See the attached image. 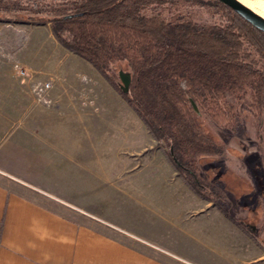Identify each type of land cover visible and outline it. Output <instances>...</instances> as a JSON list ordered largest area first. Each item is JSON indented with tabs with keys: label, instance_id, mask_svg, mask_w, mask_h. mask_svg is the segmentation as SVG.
<instances>
[{
	"label": "trees",
	"instance_id": "16d2710c",
	"mask_svg": "<svg viewBox=\"0 0 264 264\" xmlns=\"http://www.w3.org/2000/svg\"><path fill=\"white\" fill-rule=\"evenodd\" d=\"M9 18L49 24L119 91L189 185L222 202L197 170L224 148L200 117L235 134L250 96L264 113L263 32L218 0H0V19ZM123 68L127 93L116 80Z\"/></svg>",
	"mask_w": 264,
	"mask_h": 264
},
{
	"label": "crops",
	"instance_id": "0c3cea01",
	"mask_svg": "<svg viewBox=\"0 0 264 264\" xmlns=\"http://www.w3.org/2000/svg\"><path fill=\"white\" fill-rule=\"evenodd\" d=\"M60 51L73 57L66 48ZM32 72L40 82L53 80L51 105L0 111V264H163L158 252L156 258L142 255L129 249L126 242L101 236L95 222L82 223L80 218V201L90 205L100 184L113 179L103 180L98 172L93 158L97 135L115 133L116 144L130 138L138 142L143 129L130 128V120L144 128L142 119L94 66H68L69 75L56 69L46 78L38 77L42 67ZM83 75L87 79H82ZM12 87L17 102L23 95L25 102L32 96L18 81ZM111 139L105 136L104 141ZM156 150L165 153L170 175L180 177L165 148ZM123 167L124 172L118 169L120 174L134 171L135 166L126 161ZM178 180L184 190L181 196L194 195L204 204L192 219L208 212L216 226L201 223L187 233L175 227L174 232L163 231L161 236L184 253L200 255L202 264H264V241L253 238L229 212L210 207L185 179ZM163 197L174 200L169 193Z\"/></svg>",
	"mask_w": 264,
	"mask_h": 264
},
{
	"label": "rangeland",
	"instance_id": "374dc122",
	"mask_svg": "<svg viewBox=\"0 0 264 264\" xmlns=\"http://www.w3.org/2000/svg\"><path fill=\"white\" fill-rule=\"evenodd\" d=\"M193 12V17L198 21L209 20L204 10L195 9ZM62 48L65 47L55 38L49 24L0 19V111L24 110L28 105L32 109H40L43 104L36 100L33 87L41 80L32 69L42 67L43 72L38 77L46 78L52 70L60 69L63 74L69 75L68 66H92L73 52L72 58L67 57V51H60ZM21 71L26 74L21 75ZM123 71L126 72V68ZM14 79L26 86L24 88L28 94L32 93L27 102L23 94L21 102H17L12 87L16 83ZM82 79L87 77L83 75ZM116 80L120 89L121 81L117 75ZM230 100L233 101L232 98ZM252 102L250 96L241 111L244 120L242 128L235 134L215 127L209 120L200 117L208 135L224 148L217 156L201 157L197 170L206 183L215 186L222 202L216 204L186 182L199 198L210 202V207L222 209L218 204L223 205L222 210L229 212L230 217L246 232L264 241V113ZM130 110L136 113L131 106ZM131 122L130 128L143 129V134L139 131L138 142H131L129 137L127 143L116 144L115 133L97 135L96 156L93 158L97 160L98 172L103 180L109 177L113 179L100 184L97 197L90 205H85V200L80 201L81 221L95 222L98 234L116 242H126L129 249L142 255L156 258L158 252L161 259L166 260H162L163 264H189L186 261L200 264V255L184 253L161 234L163 231L174 232L175 227L187 233L201 223L214 227L216 222L210 219L213 216H208V212L192 219L191 216L204 204L194 195L189 198V191L187 196H181L184 190L180 189L178 179L184 177L173 163L180 177L170 175L165 153L156 150L158 146L163 147L162 144L154 138L144 121V128ZM105 136L112 139L104 141ZM164 151L167 153L166 148ZM126 161L135 166L134 171L120 174L118 169L124 172L121 164ZM111 163H118L119 166L110 168L108 165ZM168 193L174 200L164 199L163 195ZM97 264L105 263L101 261Z\"/></svg>",
	"mask_w": 264,
	"mask_h": 264
},
{
	"label": "water",
	"instance_id": "95a60500",
	"mask_svg": "<svg viewBox=\"0 0 264 264\" xmlns=\"http://www.w3.org/2000/svg\"><path fill=\"white\" fill-rule=\"evenodd\" d=\"M228 7L232 8L236 13L243 17L247 22H249L256 29L264 33V18L254 12L252 9L248 8L238 0H218ZM119 78L121 81L120 89L127 93L131 83V75L127 72L121 71L119 73ZM196 108V107H195Z\"/></svg>",
	"mask_w": 264,
	"mask_h": 264
},
{
	"label": "built area",
	"instance_id": "2783aa9c",
	"mask_svg": "<svg viewBox=\"0 0 264 264\" xmlns=\"http://www.w3.org/2000/svg\"><path fill=\"white\" fill-rule=\"evenodd\" d=\"M20 73L21 75L26 74L25 71H21ZM53 87H54V82L51 79L36 83L33 87V93L36 100L45 106H50L51 100L49 98V94L53 89Z\"/></svg>",
	"mask_w": 264,
	"mask_h": 264
},
{
	"label": "bare ground",
	"instance_id": "6f19581e",
	"mask_svg": "<svg viewBox=\"0 0 264 264\" xmlns=\"http://www.w3.org/2000/svg\"><path fill=\"white\" fill-rule=\"evenodd\" d=\"M264 18V0H238Z\"/></svg>",
	"mask_w": 264,
	"mask_h": 264
}]
</instances>
